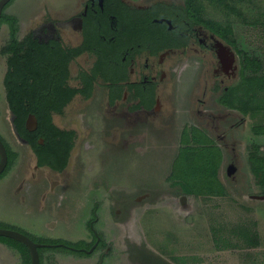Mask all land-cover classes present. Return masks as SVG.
Segmentation results:
<instances>
[{
	"label": "rangeland",
	"instance_id": "374dc122",
	"mask_svg": "<svg viewBox=\"0 0 264 264\" xmlns=\"http://www.w3.org/2000/svg\"><path fill=\"white\" fill-rule=\"evenodd\" d=\"M84 1L11 0L4 12L17 17L20 39L34 29L42 39L60 37L76 44L83 33L75 14L83 11ZM126 1L141 7L163 0ZM165 1L183 7L187 0ZM188 1L201 26L231 29L219 36L227 43L216 37L210 40L213 47H202L191 40L161 56H138L129 81L156 78L158 104L153 108L132 110L138 99H130L128 91L111 103L103 79L90 97L75 96L63 114L54 115L59 126L77 132L62 172L39 164L16 131L3 92L7 65L0 55V137L11 158L0 175V227L39 243L54 242L42 250L40 264H152L153 259L264 264V186L256 183L254 168L264 149V109L245 113L219 101L225 89L256 74L257 67L246 66V55L260 60L257 72L264 73V0H228L230 7ZM11 34L10 22L3 21L0 44ZM92 61L86 53L78 57L71 63L73 76ZM204 144L221 154L216 173L221 187L209 193L196 184L187 193L169 177L177 159L187 162L185 146ZM253 238L257 242L252 244ZM7 239L0 236V264H28L19 241ZM73 243L87 253L64 246Z\"/></svg>",
	"mask_w": 264,
	"mask_h": 264
},
{
	"label": "trees",
	"instance_id": "16d2710c",
	"mask_svg": "<svg viewBox=\"0 0 264 264\" xmlns=\"http://www.w3.org/2000/svg\"><path fill=\"white\" fill-rule=\"evenodd\" d=\"M212 1L230 7L228 0ZM187 4L188 6L182 11L186 18L196 17L195 19H198V16L191 11V2ZM82 10L75 14L81 20L83 33L81 40L76 44L66 42L60 37L42 39L36 35L34 29L20 39L15 34L16 16L3 12L0 20V25L3 21H8L12 26L10 39L0 44V55L6 58L7 66L3 75L5 90L3 92H5L13 115L16 131L27 143L31 144L39 164H49L60 171L66 169L75 146L74 140L77 132L75 129L60 128L54 120V114H63L68 104L79 94L90 97L101 79L109 87L111 103L122 98L128 89L130 90L129 98L138 99L130 107L132 110L142 107L153 108L157 95L155 88L152 86L150 90H145L142 79L136 82L128 81L136 51L126 55V49L138 42L143 43L145 40L150 42L148 44H153L151 52L156 54L158 53V40L163 43L160 39L162 35L167 37L168 42H164L166 44L163 46L161 43L160 49L181 45L180 37L176 39L178 45H172L177 30L172 31L168 28L167 22L151 20V14L148 11L132 6L124 0H105L103 5L98 0H85ZM163 15L166 14H156V16ZM218 28H222V32L219 33L216 30ZM210 29L220 35L224 31L231 30L214 24ZM183 40L186 43V37ZM228 42L235 45V39L228 38ZM84 53L92 56L93 61L88 68L80 67L79 72L73 76L71 63ZM244 61L248 67H257V71L262 67L261 61L256 57L246 55ZM257 71L256 74L245 76L239 84L225 89L219 101L238 107L245 113L263 110L264 73ZM73 79L79 80V84L72 83ZM31 112L38 118V128L35 130H30L26 126ZM40 137L45 138V143L39 141ZM3 141L5 143V140ZM185 147L184 157L188 159L187 162L177 159L176 162L179 160L180 163L175 164V169L169 178L174 183H178L187 193L194 191L196 184H199L202 191L217 192L221 187L216 178L221 162L220 152L215 150L216 147L213 148L207 144L203 147L197 146V148ZM7 150L9 156V147ZM188 152L191 155H188ZM255 159V181L258 185L264 186V149L256 155ZM10 161L9 156L3 173L9 168ZM7 240L17 244L16 239L12 237H8ZM39 241L44 244L52 243V241L46 242L41 239ZM253 242H257V239H251L252 244ZM17 245L26 251L27 260L31 263L28 246L21 241ZM68 245L64 246L77 253H87L85 249H82L85 248L83 245L79 246L75 243L71 244L73 245H70L71 247ZM47 247L52 246L43 245L39 248L40 260L42 250ZM157 260L153 259L152 264H164Z\"/></svg>",
	"mask_w": 264,
	"mask_h": 264
},
{
	"label": "flooded vegetation",
	"instance_id": "af4514ba",
	"mask_svg": "<svg viewBox=\"0 0 264 264\" xmlns=\"http://www.w3.org/2000/svg\"><path fill=\"white\" fill-rule=\"evenodd\" d=\"M98 1H99V3L101 5H103L105 0H103V1L98 0ZM124 1H126V0H124ZM188 2H191V1H188L187 0L183 7H181L179 5H173V4H171V3H169V2H167L165 0L159 1V2L158 1H155V2H153L151 4L144 5V6H141V7L140 6L139 7L135 6L137 8H140V9H143V10L148 11L151 14V16H150L151 17V20H153V21H160V22L165 21V22L168 23V28H170L172 31H176L177 30L176 31V34H175L176 36H174V39L172 41L173 42L172 45H178L177 44V40H176L178 37H180V39H181V45L180 46H177V47H174V46L167 47L166 49H164L166 51L167 50L169 51V50L175 49V48L185 47V46H187L190 43L191 40H193L194 42L200 44L202 47H205V46L207 47L208 45L209 46L211 45L210 47H213L212 44H210V40L211 39L216 40V37L222 39V37H219V36H221L219 33L222 32V29L221 28L216 29L219 32V33H216L214 31H212L210 29V27L205 26L206 24L204 26H201V24H200L201 23V20H200V16L197 13V10L196 11H194V10L192 11L191 10V11L198 16L197 17L198 19H195L196 17L194 19L191 18L192 20L186 18L185 13H183L182 11H184V9L186 8V6H188V4H187ZM128 4H130V3H128ZM191 6H192V3H191ZM160 13H165L166 15L156 16V14H160ZM169 15H171L172 17L169 16ZM197 20H200V21L199 22H196ZM27 34H25V36ZM204 36H206L207 38H209V43H207L205 40H203V37ZM184 37H186V43H184L185 42L183 40ZM207 38H205V39H207ZM160 39L163 41V43L164 42H168L167 37H165L163 35L160 36ZM223 41L225 43H227V40L226 39L223 40ZM148 43H150V42L149 41L146 42L145 40L143 41V43L138 42L136 45L134 44L132 46H129L126 49V52L125 53H126V55H128V54L130 55V53L136 51V56L134 58L132 56V58H133L134 61L140 55H142V56L144 55L148 59L151 58L152 56H157L158 54H159V56H161V54L164 52V50L160 49L159 45L162 42L160 40H158V53H156V54H153L151 52L152 51L151 49L154 47L153 44H148ZM1 57L3 58V60L6 63V58L3 57V56H1ZM156 66H158V63L157 62H155L152 66L150 65V71H149V73L153 72L156 69ZM148 68H149V66H147V68H145V71H143V73L146 74ZM129 76L131 78V74ZM138 80H141V79H138ZM138 80H135L133 82H136ZM129 82H132V81L130 80ZM142 82H144L145 85H148L149 86V87H147V86L144 85L145 90H150L151 89L150 87H152V86L155 88V91L157 93L155 106H157V104H158V81L156 80V78L144 77V78H142ZM126 91H128L130 93V90H126ZM126 91H125V94H126ZM142 108H145V107H142ZM27 120H28V118H27ZM26 126H27V121H26ZM59 127L60 128H64V127H61V126H59ZM27 128H28V126H27ZM37 128H38V125H37ZM69 130H71V129H69ZM39 141L42 142V143H45V138L40 137L39 138ZM27 144L30 147H32L30 143H27ZM71 156H72V153H71ZM71 156H70V158H71ZM70 158H69V161H68V163L66 165V168H67V166L70 163ZM51 169L53 171H57V172L60 171V170H58L57 168H54V167H51ZM60 172H62V171H60Z\"/></svg>",
	"mask_w": 264,
	"mask_h": 264
},
{
	"label": "water",
	"instance_id": "95a60500",
	"mask_svg": "<svg viewBox=\"0 0 264 264\" xmlns=\"http://www.w3.org/2000/svg\"><path fill=\"white\" fill-rule=\"evenodd\" d=\"M10 1L11 0H0V20H1L5 6ZM37 125H38L37 116L34 113H30L28 120H27L28 129L34 130L37 128ZM8 158L9 156H8L7 147L4 141L2 140V138L0 137V173H2L5 170L8 164ZM0 235L12 237L16 240H19L25 243L28 246L29 251H30L31 264H40L39 248L43 245H50V244L39 243L33 240L30 236L26 235L25 233H22L21 231H18L15 229L0 227Z\"/></svg>",
	"mask_w": 264,
	"mask_h": 264
},
{
	"label": "clouds",
	"instance_id": "9594fccd",
	"mask_svg": "<svg viewBox=\"0 0 264 264\" xmlns=\"http://www.w3.org/2000/svg\"><path fill=\"white\" fill-rule=\"evenodd\" d=\"M4 12V11H3Z\"/></svg>",
	"mask_w": 264,
	"mask_h": 264
}]
</instances>
